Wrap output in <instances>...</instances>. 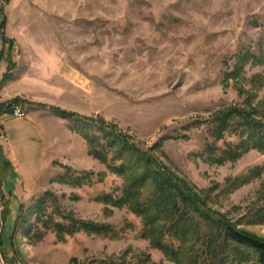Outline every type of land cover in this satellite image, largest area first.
<instances>
[{
	"label": "rangeland",
	"instance_id": "rangeland-1",
	"mask_svg": "<svg viewBox=\"0 0 264 264\" xmlns=\"http://www.w3.org/2000/svg\"><path fill=\"white\" fill-rule=\"evenodd\" d=\"M241 109L264 120V0H0V264H176L118 200L159 164L264 238V150L241 145Z\"/></svg>",
	"mask_w": 264,
	"mask_h": 264
},
{
	"label": "trees",
	"instance_id": "trees-1",
	"mask_svg": "<svg viewBox=\"0 0 264 264\" xmlns=\"http://www.w3.org/2000/svg\"><path fill=\"white\" fill-rule=\"evenodd\" d=\"M2 39L5 40V37L3 36ZM17 100L18 98L11 105ZM50 108L56 114L69 118L73 128L82 132L89 141L93 142L99 134L104 135L110 131L111 137L121 139V147L127 145L140 154V149L134 143H130L121 132L115 130V127L113 129L111 126H105L103 120L101 122L76 111L56 106ZM240 112L241 126L247 133L246 138L241 140V145L249 144L264 150V120L254 117L253 113L246 109H241ZM141 155L148 162L154 160L153 157L142 153ZM113 159L116 160L118 157H112L111 161ZM130 161L133 164L135 162L131 159ZM128 163L123 160L118 165L111 163V167H116V171L122 173L128 170V167H132L129 161ZM155 163L158 164L157 161ZM149 178H154V187L150 196L142 199L141 194ZM110 197L111 195L103 196L104 199ZM133 198L136 199V211L143 217L145 230L151 232L150 235L155 230L158 231L155 238L156 245L176 264H233L232 261L241 263V254L249 259L254 258L258 264H264V238L237 227L221 213L206 207L197 192L191 190L186 183L169 175L160 164L158 169H148L143 174L136 175L131 182L127 179L118 200ZM6 215L7 211H5ZM158 224L161 225L157 228ZM90 226L102 233L112 229L111 226L104 224L94 223ZM5 255L8 257L7 254ZM230 259L232 260L227 263Z\"/></svg>",
	"mask_w": 264,
	"mask_h": 264
}]
</instances>
